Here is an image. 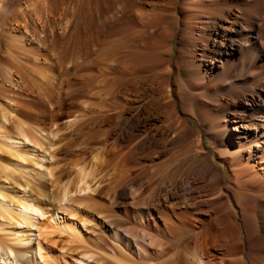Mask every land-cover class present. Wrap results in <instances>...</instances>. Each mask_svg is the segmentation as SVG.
Instances as JSON below:
<instances>
[{
  "label": "bare ground",
  "instance_id": "1",
  "mask_svg": "<svg viewBox=\"0 0 264 264\" xmlns=\"http://www.w3.org/2000/svg\"><path fill=\"white\" fill-rule=\"evenodd\" d=\"M56 2L57 0H41L40 6L45 12L49 11ZM58 4L67 6L66 14L70 21L66 22L64 30L59 34L52 28L50 33H46L42 28L43 37L40 41L52 53V60L48 66V74L43 77L45 83L42 84V91L38 92L39 98L37 102L25 103L22 109L15 112V125L12 127L5 128L4 123L8 120L7 118L0 120V153L8 158L7 162L0 164L3 182L0 183V264L7 262L15 264H154L151 262L148 250L154 241L149 235L152 231L150 230L148 235H142L141 238L139 234L130 233L125 227L129 219L126 209L123 217L120 218V224L117 222L120 229L114 231L113 246L102 248L101 245L90 247L91 245L87 244L88 249L83 248L84 245L81 247L78 245L71 248L72 250H67V247L74 243L85 244L82 239V229L88 225V221L83 216L77 217L79 214L73 206H80L81 201L77 199L78 196H89L96 191V187L102 185L101 179L96 181V173L99 172V170L96 172V169H100L102 165L100 162L105 155L107 158L111 157V162H115L122 173L114 167L119 172L118 180L112 184V188L110 184L104 183L107 186H103V189L108 187L113 190L120 187L121 196L131 199L132 204L139 207L133 217L143 221V215H146L147 225H149L154 223L152 212L162 210L165 212V217L170 213L171 220L167 219L168 217L165 218L163 228L165 233L174 240L179 239L184 231L193 232V221L190 219L191 216H188L191 207L188 206L190 199H186L187 196L184 195H177L178 187L182 186L180 181L182 177L178 180L179 167L175 166L174 169L170 167L172 160L167 158L161 164L150 166L148 178L141 179L142 175L138 177L136 175L135 180H127L129 169L126 163L129 165L130 158L140 149L146 150V156L158 157L159 153L155 152L156 143H159L163 151H166L169 146H176L178 150L183 151L180 154L182 158L180 164H188L199 174L204 173L208 182L215 184L222 179L225 181L226 171L230 183L227 186L223 183L215 200L211 202L212 205H219L218 212H222V215L214 218V221L222 225V228L215 230L214 227L209 226L198 234L195 231L194 235L197 234L194 236L195 243H187L184 247L182 243L185 239L179 242L177 240L175 253L171 256H168L167 250L162 248L164 249V251L161 250L162 253H165L164 256H168V259L155 264H264V0H185L181 3L177 2L169 12L170 26H175L176 31H180L184 38L194 37L190 29L194 26V29L199 30L196 40L204 45L205 51L203 50L201 56L203 65L199 67L198 73L192 75L185 67L180 74L178 73L177 80L182 87L197 85L200 89H205L203 96L205 99L208 97L216 99L215 105L204 104V112L207 111L208 115H198L197 118L201 126L206 129L205 134L212 140L214 151L212 159L201 153L206 146L200 133L189 128L186 121L175 113L177 99L174 88H171L167 81L164 88L159 84L160 89L157 90L159 98L156 97L151 101L149 99L153 97L149 98L147 103L139 100L141 93L138 89V71L141 66L148 68L147 71H154L160 66L163 60L154 46L163 40L171 41L176 32L170 28L168 32H165L166 35H162L161 32L157 33L156 39H154L155 36L149 37L152 39L149 41H153V47L150 45L152 51L147 53L146 49V53H143L145 49L142 48V44H145V36L153 32L154 23H157L150 20L149 15L153 17L154 14L146 16L139 13L135 4H131L129 0H60ZM69 4H72L71 8L68 7ZM135 13L139 20L137 24L129 21L130 14ZM160 22L159 19L158 24ZM157 29L154 30L155 33ZM221 66L225 75L240 80L244 78L243 83L249 84L245 92L250 94V100L245 102L241 111L236 109L233 115L237 117L234 120H238L243 129L239 141L232 140L235 137L231 132L235 131V126H229L226 117V113L232 111V107L221 102L215 86L214 89L211 88L214 84L213 69H219ZM246 72L253 74L247 75ZM156 77L159 79L161 75L157 74ZM144 82H146L145 79ZM256 88L262 90L256 92ZM238 90H234L233 82L225 87V91L230 92L231 96L239 95ZM96 96L99 100L98 104H92L96 100L91 104L88 103L93 97L97 98ZM76 106L79 109L77 113H80V115L77 114L78 120L76 119L79 123L74 121L75 127H73L74 124L73 128L71 127L76 134L83 133L88 127L106 123H111L114 127L103 132L105 137L113 136L120 130L121 135L117 137L119 140L125 139L128 130L136 125L144 127L151 123V130L144 127L140 135L134 140L131 139L133 140L131 143L128 142L129 145L124 151L121 147L119 149L113 145L109 149L105 148L104 158H102L103 150L100 149L98 154L101 155H94L90 165L75 163L68 178L60 181V177L44 164L45 161L54 159L56 153L50 152L54 145L51 143L49 130L57 127L55 119L64 115L63 110H70ZM155 109L162 111L170 109V112L167 118L161 121L147 114L148 111ZM31 112H34L36 116L33 117ZM77 116L73 117V120ZM44 121L49 123L47 130L43 128ZM156 124H159V127ZM90 133L91 135H88L91 137L96 134ZM169 136L175 137L170 139ZM194 136L197 138L194 146L186 148L188 140ZM76 144L78 145L77 142ZM69 148L67 149L70 150ZM140 157L143 158V155ZM175 160L173 163L176 162ZM27 164L31 165L33 175L38 176V179L44 182L46 178L52 179L49 182L50 191L40 190L36 183V186L33 184L34 181L32 183L27 179L30 177L25 172L29 169ZM216 164L222 165L224 169ZM133 167L131 170L134 169ZM159 172L162 176H159ZM157 175L162 178L160 181L162 184L163 179L171 180V183L168 182L170 185L168 190L166 189L162 194L151 186V180ZM17 176L24 179L23 185L16 182ZM114 179L112 181H115ZM92 183H94L93 186H91ZM10 185L11 190L8 189ZM145 186L152 189L147 196L142 197ZM19 188L22 190L19 191ZM26 189L29 191L26 192ZM223 196L224 202L220 203L219 199ZM214 212L216 213L215 210ZM202 215L196 218L199 224L203 223ZM111 226L113 228V225ZM54 234L60 237L65 236V241H62L60 246L49 242L48 238ZM181 246L183 248L179 250ZM215 248L214 253L207 252ZM70 250L71 252L67 254ZM77 251L79 252L71 255Z\"/></svg>",
  "mask_w": 264,
  "mask_h": 264
},
{
  "label": "rangeland",
  "instance_id": "2",
  "mask_svg": "<svg viewBox=\"0 0 264 264\" xmlns=\"http://www.w3.org/2000/svg\"><path fill=\"white\" fill-rule=\"evenodd\" d=\"M130 1H131V4H135V6L137 7L136 9L139 13L144 14L146 16H148V14H154V15L156 14L155 17H157V15H158L160 21L162 22V23L160 22L158 24V21H159V19H157L158 17L155 18L154 15H152L153 17H151V15H149L150 20L152 22H157V23H154V25H155L154 30L156 31V29L158 28L157 29L158 31L155 33V31L153 30V32H150V34L145 36L146 41L144 40V42L148 46H146L144 44L146 46L145 47L142 44V46H143L142 48L145 49V51L144 50L142 51L143 53H146L147 50H148L147 53L152 51L153 41L152 42L149 41V40H152V39H150L151 37L154 38V36H155L154 39H156V38H158V34L161 32H162L161 33L162 35H164V34L166 35L165 32H168V29H170V28H172V31L176 32L171 41L165 42V40H163V42L161 41L160 43L155 44V46H154L155 51L160 54L161 59L163 60L160 62V64H159L160 66L154 71H152L151 69H150L151 71H147V70H149L148 68H145V66H143V67L141 66V69L138 71V73H137V75L139 74L138 75V81H139L138 82V89L140 90V93H141L139 100L143 103H147L149 98L153 97L152 99H149V101L155 100L156 97L159 98V95H158V93H159L158 91L160 89L159 86L161 85L164 88L165 83L167 81V84L171 88H174L173 90L175 91V96L177 99L176 106L174 107L175 113H177L178 116H180L182 119H184L186 121L187 126L189 128H191L195 132L200 133V135L202 136V139H203V143L206 146L205 150H203L201 153L203 155H205L206 157L212 159V157L214 155L212 140H211V138H209V136H207L205 134L206 129L201 126V124L197 118H198V115H203V116L208 115L207 111L204 112L205 111L204 110V106H205L204 104L210 103V105H215V104H217V102L215 101L216 99H214V97H212V98L208 97L207 99H205V98H203L204 93L206 91L205 89H200L199 86H197V85H190V87H187V86L182 87L180 82L177 80L178 75L181 73L182 69L185 67L190 70V74H192V75H195L196 73H198L199 67L203 65L201 56H202L203 52L205 51L204 45L202 44V42L196 40L199 30L194 29L193 28L194 26H192L190 28L191 34L194 36L192 38H184L180 31H178V32L176 31L177 28L175 26H170V23H169L170 18H171L169 16L170 10L174 7V5L177 2L181 3V2H184L185 0H137V1L136 0H129V2ZM40 2H41V0H0V10H2L0 12V120L2 118L8 119L4 123L5 128L6 127L10 128L13 125H15L14 124L15 112L18 111L19 109H22L23 105L27 102H30V101H32V102L36 101L37 102L39 95H40V93H38V92L42 91V89H43L42 84L45 83V78H43V77L45 76V74L47 75L49 72L48 66L50 65L51 60H52V58H51L52 53L49 52V50L44 45H42V42L40 41V39L43 37V34L41 33L42 28H44L43 30L46 33H50L51 28H52L53 31H55L59 34V33H61L62 30H64V27L66 26V22L70 21L68 14H66L67 13L66 10H68V8H67V6H62V5L58 4V3H60V0H57V2L52 5V8L49 11H45V12L40 6ZM136 4H138V5H136ZM68 7L71 8L72 4L71 5L69 4ZM34 8H36V9L33 10ZM61 9H63V11ZM167 10H169V11H167ZM50 12H52L53 14H51ZM34 14L35 15L37 14V15L35 16ZM58 15H60V16H58ZM53 16H55V17H53ZM165 16L167 18H165ZM61 19H62V21H61ZM137 19H138V16L136 13L130 14V17H129L130 23H133L132 21H134V23H136V24L139 23V20H137ZM154 19H156L157 21L156 20L154 21ZM47 23H49V24H47ZM212 33H214V30H212ZM154 43H157V42H154ZM150 45L152 47H150ZM50 71H52V70H50ZM157 74L159 76L161 75V78L158 79L156 77ZM245 74L251 75L253 73L252 72H246ZM143 76H145V77H143ZM140 77H141V80H140ZM212 77H213L214 84L211 85V88L214 89V86H215V88H216L215 90H217L218 96L220 95L221 102L229 104L232 107L231 108L232 111H228L226 113V115H227L226 117H227V120L229 122V126H232V125L235 126V131L231 132L233 134V137H235L232 140L233 141H239L242 137L241 134L243 133V129L241 128V125L238 123V120H234V118H237V117L233 116V115H235L236 109L238 111H241L245 105V102L250 100V94L249 93L247 94V92H245V88L248 87L249 84L243 83L244 78H242L240 80V79H234L232 76L225 75L222 66L219 67V69H217V68L213 69ZM144 79L146 80V82H144ZM231 81L233 82L234 90L240 89V90H238V92H240L239 95L236 94L235 96H231L230 92L228 93L225 91V87L228 84H231L232 83ZM246 84H247V86H246ZM150 86H153V87L155 86V87L153 88ZM143 88H144V90H143ZM26 89H28V90H26ZM146 90H148V91H146ZM255 90H256V92H259L262 89L256 88ZM31 91H33V92H31ZM213 91H212V93L214 94ZM213 94H212V96H213ZM94 100H96V101H94ZM92 101H94V103H92ZM98 101H99L98 97L97 98L93 97L92 99H90V101L88 103H90V104L92 103L93 105H96L99 103ZM202 107H203V110H201ZM78 110L79 109L77 106L70 109V110H63L62 112H64V115L55 119V122L57 123L56 126L58 128L52 127L51 130H49V132L51 131L50 132L51 133V136H50L51 143L55 146V147L53 146V149L50 152H53V154L55 152L56 153L54 154L55 155L54 159L52 158L51 160L45 161L44 164L46 167H49L50 169H52L53 173L56 176L60 177V178L58 177L60 181L61 180L64 181L65 179L68 178L71 170H73V165H75V163L77 164L79 162V164H82V165H84V164L90 165L91 161H92L91 158L94 157V155L98 156L99 155L98 151L100 149L103 150V151L102 150L101 151H102V158H104L105 154H103V153H105V151H106L105 148L109 149L113 145H115V147H117V148L121 147L122 149L121 148H119V149L124 151V150H126V147L129 145L128 142L131 143L134 140V138H136L138 135H140L141 132L145 128H148L149 130H151V126H150L151 123L148 124L147 126H144L145 128L143 127V125H136V126L132 127L131 130L130 129L128 130V133H127V136L125 139L119 140L117 137H119L121 135L120 130L118 132H115L113 136L105 137L103 132L105 133V132L111 130L112 126H113L111 123H106L105 125H98V126H94V127L92 126L90 128L88 127L87 129H85L83 131V133L78 132L76 134V131L75 132L72 131L73 130L72 128L75 127V124H76L74 121L77 122V120L79 118V116H77V114L80 115V113H77ZM165 110L166 111L156 110V109L150 110V111H148L147 114L152 115L153 119L159 118L158 120L164 121L170 112V109H165ZM160 112H161V114L162 113L163 114L161 115ZM31 114L33 117L36 116L34 112H31ZM74 115L77 116V118H74L75 120H73V117H75ZM156 115H158V116H156ZM68 117H70V118H68ZM77 123H79V121ZM120 123H122V122L120 121ZM48 124H49L48 121L43 122L44 130H47V128H49ZM73 124H74V126H73ZM158 125L159 124H156L157 127H159ZM89 129H91V130H89ZM70 130H71V132H70ZM72 132L75 134H73ZM86 132H87V134H86ZM90 132H92V133L95 132L96 133V134L94 133L95 136H93V137L89 136V135H91ZM54 133H56V135L54 137H52V135H54ZM42 135L45 136V134H42ZM97 135H98V137L96 138ZM73 136H75L76 138ZM83 136L86 138H82ZM174 137L175 136H173V138H172V136H169L168 138L174 139ZM51 138H53V139H51ZM89 139H91L92 141ZM105 139H107V140H105ZM131 139H133V140H131ZM70 140H72L71 141L72 143H70ZM196 140H197V138H195V136H194V138L192 137L190 140H188L185 147L187 148L189 146H194ZM74 141H76L78 143V145ZM89 141H91V142L89 143ZM93 141H95V142L97 141V142L94 143ZM114 141H115V143H114ZM67 142L69 143V145L67 144ZM65 143L70 148L67 147V145ZM74 143H75V145H74ZM110 144H112V145H110ZM27 146H28V144H27ZM65 146H66V148H63ZM74 146L78 147L79 150L77 148H75ZM79 146H81V147H79ZM159 146H160L159 143H156L155 152L159 153L158 157L156 155H154L152 158H151V155L146 156V150L145 149H140V150L135 152V154L129 160V165H128V163H126V167L129 169L127 180H130V181L135 180L136 175H137V177L139 175H142L140 177L141 179H143L145 177L148 178L149 176H147V175L149 174L148 170H150L149 169L150 166L153 167L159 163L161 164L164 161H166L167 158L170 161L172 160L171 165H170V167L172 169H174L175 166L179 167L180 171L178 170L177 175H178V180L180 177H182L180 179L182 186L178 187L177 195H181V196L184 195V196H187L186 199H190V202L188 200V203H189L188 206H191V207H190V211L188 213L189 215L188 214L187 215L189 217L191 216L190 219L193 221L192 226H194V227H192L193 232L184 231L182 233V235H185V236L181 235V237L179 239H177L178 242L181 241V239H185L182 243V246L184 247L187 243H191V244L195 243V241H194L195 237L194 236L197 235L198 233L202 232L203 230L208 229L209 226L214 227L215 230L222 228L221 227L222 225H220L217 221H214V218L222 215V212H218V206L219 205L213 204L214 205L213 206L211 202H213L215 200V198L217 196V192L223 186V183H224V186H227V185H229L230 181H229L228 174L224 170L225 171V181L222 179L223 181L220 180V181L216 182L215 184L208 182V180L205 179L204 173L199 174L198 172H196L197 171L196 169H194L193 167L191 168V166L188 164H180V160L182 159L180 157V154H182L183 151L178 150L176 148V146H171V147L169 146V147H167L166 151H163L161 149V147H159ZM95 147H97V148H95ZM67 148H69L70 150H68ZM83 148L85 151L83 150ZM169 148H171V149H169ZM169 152H171V153H169ZM2 154L0 153V164H2L5 161L7 162V160H8L7 156L4 154L2 155ZM142 155H143V158L140 157ZM3 157H5V158H3ZM105 158L102 159V162H100L102 164L101 166L99 165L100 169H96V172H98V170L100 172V173L99 172L96 173L97 174V178H96L97 180L96 181H99L101 179L100 181L102 182V185H100V187H98V188L96 186H94V188L96 187V191L94 193H91L89 196L88 195H81L80 197L78 196L77 199H79L81 201V204H80V206H73L74 208L77 209V214H79V215H77V217L83 216L88 221V225H86V227L82 229V234H83L82 239H84L83 243H85V244H78L77 243V245H76V243H74L73 245H70V246L68 245L67 250H69L71 248L73 249L74 247H77L78 245H80V247H81V245H84L83 248H87V249L89 248L90 245H91L90 247H95V246L101 245V246H103L102 248L113 246L112 241H113L114 231H117L118 229H120L119 228L120 225H118V223L120 224V218L123 217L124 210L126 209L128 211V214H129V219H128V222H126L125 227L129 230L130 233L139 234V238H141L142 235H145V234L148 235V233L152 231V233H149V235L152 237V239L154 241H153V244L148 249L150 252L149 254L151 256V262L155 264V263H159L163 259L167 260L168 256H171L175 253V247L177 245V240H174L171 236H169V234L165 233V230L163 228L164 219L168 217L167 219L171 220V217H169L170 213H168L167 216L165 217V212H163L162 210L152 212V217L154 219V223L153 224L149 223V225H147L146 215H143V221L140 220L138 217H136L138 219L133 217L138 212L139 207L132 204L133 202L131 199L123 198L121 196L120 187L115 188V189L113 188V190L108 189V187H107V189L109 190L108 192H107V189H103V186L104 187L107 186L104 183L110 184L111 185L110 187L112 188V186H113L112 184H114L118 180L119 172H117V171L121 172V170H120L121 168L117 167L115 162H111V160H110L111 157L107 158V156L105 155ZM174 160L176 161L175 163H173ZM103 162L105 165L103 164ZM109 162H110V164H109ZM100 163H98V164H100ZM137 163H140V164H137ZM108 164H109V166H107ZM27 165H28L29 169L25 172L27 174H29V176H30L27 179L29 181L31 180L32 183L34 181L33 184L35 185V183H36L37 187L40 190L47 189L50 191V188H49L50 183L49 182L52 179L46 178L45 182L40 180V178L38 179V176L33 175L34 173L32 171L31 165H29V164H27ZM103 165H104V167L106 166L107 168L104 169ZM133 165L135 167H133ZM181 165H182V167H181ZM216 165L219 168L224 169V167L222 165H219V164H216ZM143 166L147 170L145 168L142 169ZM96 167L99 168L98 166H96ZM114 167L118 168L117 171L115 170ZM132 167L134 168L133 170H131ZM184 167H185V169H184ZM136 168H139V169L137 170ZM130 170L132 172H130ZM136 171H139V172H136ZM142 172H146L145 173L146 176L144 173L142 174ZM159 173H160L159 176H162L161 172H159ZM114 174L115 175L117 174V175L114 176ZM101 175H103V176H101ZM109 176L111 178H109ZM0 177H1V175H0ZM31 177L33 179H31ZM101 177H103V178H101ZM113 178H115L114 179L115 181H112ZM154 179L157 181L154 182L155 181ZM154 179L151 180V186H152V188L158 189L157 192L162 194L164 191H166V189L168 190V188L170 186L169 183H171L170 178L165 179V180L163 179V184H162V182H160V181H162V178L158 177V175ZM0 180H1L0 183H3L2 177ZM16 180H17L16 182L18 184L23 185V182H24L23 178H21L20 176H17ZM104 180H106V181H104ZM107 181L110 183H108ZM37 182H38V184H37ZM153 183H155V184H153ZM93 184L94 183H92L91 186H93ZM164 184H165V186H163ZM159 185H160V188H158ZM145 187H144V192H143L142 197L147 196L148 193L152 189L151 187H149L150 189L147 188V186H145ZM8 189H10V190L12 189L11 185L8 187ZM147 189H149V190H147ZM18 190L21 191L22 189L19 188ZM114 190H116V191H114ZM210 190H211V192H210ZM25 191L28 192L29 189L28 190L26 189ZM182 192H183V194H182ZM209 198H211V199H209ZM219 200H220V203L224 202V196L222 199H219ZM205 204H206V206H205ZM211 206H213V207L211 208ZM55 207L57 208V205H55ZM55 207H53V208H55ZM149 210L151 211V209H149ZM214 210L216 211V213L214 212ZM195 211H197V212H195ZM201 211H203V212H201ZM206 211H207V213H206ZM209 211H211V212L209 213ZM62 215L65 216L66 214H62ZM199 215H202L201 218L203 220V223H202L203 225L201 223L199 224L196 221V218ZM159 219H161V220H159ZM114 222H116V223H114ZM111 225H113V228ZM114 226H115V228H114ZM108 227H109V229H108ZM144 231H145V233H144ZM194 232L197 234L194 235ZM48 239H49V242H54L55 246H60L62 241L63 242L65 241V236L60 237V236L54 234V235H51ZM191 239H193V240H191ZM84 241H86V242H84ZM87 244L89 246H87ZM160 245H161V247H160ZM182 246L180 247L179 250H181L183 248ZM162 248L167 250L168 256H166V257L164 256L165 253H162V251H164V249H162ZM71 250L68 251L67 254H69V252H71ZM210 250H208L207 252L214 253V251H216V248L211 250V251ZM78 252L79 251H77L71 255H75ZM6 264H15V263L7 262Z\"/></svg>",
  "mask_w": 264,
  "mask_h": 264
}]
</instances>
